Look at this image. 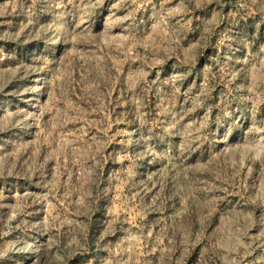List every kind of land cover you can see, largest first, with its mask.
Here are the masks:
<instances>
[{
  "label": "rangeland",
  "instance_id": "1",
  "mask_svg": "<svg viewBox=\"0 0 264 264\" xmlns=\"http://www.w3.org/2000/svg\"><path fill=\"white\" fill-rule=\"evenodd\" d=\"M0 264H264V0H0Z\"/></svg>",
  "mask_w": 264,
  "mask_h": 264
}]
</instances>
